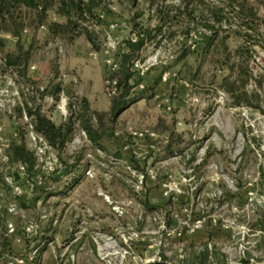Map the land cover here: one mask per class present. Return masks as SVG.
Listing matches in <instances>:
<instances>
[{
  "label": "rangeland",
  "instance_id": "374dc122",
  "mask_svg": "<svg viewBox=\"0 0 264 264\" xmlns=\"http://www.w3.org/2000/svg\"><path fill=\"white\" fill-rule=\"evenodd\" d=\"M249 1L264 16L262 1ZM108 2L116 17L110 21L112 35L106 42L107 49L127 36L128 30L121 23L129 13L126 0ZM118 22L121 23L117 26ZM95 30L99 39L104 40L106 29L96 27ZM5 37L4 53L15 52L16 39ZM218 44L219 47L206 56L198 44L197 53L188 55L183 62H176L179 47L174 43L156 51L151 46L144 50L145 61L138 68L144 79L143 88L138 86L134 90L136 95L144 97L118 118L115 124L118 142L114 140L113 144L112 140L111 143L114 150H121V160L113 162V158L106 157L103 152L95 153L86 134L77 130L66 153L84 151L83 163L90 164L65 194H51L68 186L72 179L70 176L53 182L52 169L59 165L57 151L53 148L37 159L39 180L34 182L36 188L28 189L23 178L18 182L25 190L22 198H17L0 180V264H189L205 247L213 253L209 264H264L262 52L256 48L250 56H245L243 77L248 80L246 89L252 100L250 105L245 102L237 105L223 81L225 77L233 81L240 78L241 62L235 52L240 41L231 37L226 40L231 52L229 59L221 43ZM106 60V54L96 52L85 37L69 43L48 37L42 29L33 53L32 66L36 69L30 68L29 74L38 79L37 85H47L54 76L56 81L72 82L75 92L86 97L93 110L104 113L110 108L109 96L103 88ZM161 72L162 80L154 87ZM165 74L166 81L163 80ZM31 85L17 74L0 69V103L3 106L0 125L4 128L0 145L14 138V130L22 122L14 113L19 100L16 91L21 96ZM145 88L148 90L144 92ZM39 103L58 123L68 115V101L63 95L54 109H50V102L41 100ZM159 119L182 135L186 141L183 152L191 159L204 158L191 176L195 182L204 180L200 185V199L195 200L192 210L194 214L217 218L218 227L212 229L207 219L205 231L186 242L184 262L175 241L160 250L148 247L155 236L142 234V231L157 227L152 221L154 210L147 212L143 208L141 196L127 181L132 178L128 169L133 166L132 158L135 157L141 166L153 165L154 155L161 159L169 154L167 143L159 142V152H151L148 144L156 142L149 139L138 140L135 148L125 147L132 132L152 131ZM154 166L158 176L170 174L176 182L181 181L183 170H186L180 168L177 160L169 162L168 166ZM10 173L8 165L0 158V177L4 180ZM132 180L137 187L136 179ZM217 189L222 192L219 199L212 197ZM157 195L158 191L152 187L149 204L153 207L161 206ZM11 206H16L15 211L8 210ZM184 207L182 201L174 206L180 217H183ZM141 212L145 213V218L140 223ZM9 225L13 232H9ZM170 225L174 227L176 222L171 221ZM123 236L129 241L125 242ZM4 242L6 252L2 246Z\"/></svg>",
  "mask_w": 264,
  "mask_h": 264
},
{
  "label": "trees",
  "instance_id": "16d2710c",
  "mask_svg": "<svg viewBox=\"0 0 264 264\" xmlns=\"http://www.w3.org/2000/svg\"><path fill=\"white\" fill-rule=\"evenodd\" d=\"M126 1L128 17L122 23L118 22L117 26L121 23L124 29L128 30V34L117 41L115 48L110 50L107 49L106 42L112 35L110 21L116 14L108 0H0L1 71L15 73L28 83L37 85L38 79L29 74V69L33 64L34 49L42 29L48 37L63 39L69 43L79 37H85L96 52L106 54V51L110 50L108 57L112 59L111 65L106 63L107 69L103 73L104 92L110 100L108 112L93 110L89 100L75 92L72 82L56 81V76L45 85L43 95L53 98L50 109H54L62 95L67 98L68 115L61 122L54 121L34 95L26 92L21 94V100L16 104L14 113L21 120L25 111L29 121L22 120L20 125L17 124L15 131L18 136H14L6 148V164L17 183L22 180V176L13 169L19 164L25 168L26 176L23 179L36 182L38 178L37 158L26 139L28 125H32L57 151L59 165L51 173L53 182H61L72 176L68 186L60 190L53 189L51 194H65L90 164L83 163L84 151L69 155L66 153L77 130L86 134L91 142L90 148L95 153L99 150L106 157H123L121 150H114L111 144L112 140L113 144L114 140L118 142L115 138V124L127 109L144 97L134 93L144 81L136 62L145 61L143 53L150 46L156 51L166 44L174 43L179 47L176 62H183L188 55L197 53L198 49L195 47L198 44L206 56L221 43L225 56L229 59L231 52L226 46V40L230 37L238 38L240 44L235 52L241 62L240 78L233 81L225 77L223 85L234 97L237 105L243 102L250 105L252 96L246 89L248 80L243 77L246 73L243 61L245 56H250L259 48L262 52L260 70L264 76V16L259 14L258 9L249 0H143L142 3L141 0ZM261 1L264 9V0ZM96 27L106 29L104 40L99 39ZM6 35L16 39V50L13 53H4ZM162 75L163 72L157 77L154 87L160 84ZM147 90L148 88H145L144 92ZM152 129L159 135L168 136L166 150L169 154L182 153L186 148L182 135L168 126L165 120L159 119ZM148 145H151V142ZM135 147L136 145L132 146ZM132 159L134 168L142 171L143 168L135 157ZM0 180L3 185L6 184L2 176ZM143 204L147 211L154 208L149 204L148 196L143 200ZM202 232L190 237L189 242ZM2 246L6 252V242ZM212 254V251L205 247L189 264H209Z\"/></svg>",
  "mask_w": 264,
  "mask_h": 264
},
{
  "label": "built area",
  "instance_id": "2783aa9c",
  "mask_svg": "<svg viewBox=\"0 0 264 264\" xmlns=\"http://www.w3.org/2000/svg\"><path fill=\"white\" fill-rule=\"evenodd\" d=\"M110 38V37H109ZM115 46H112V48H109L110 50H113ZM110 50L106 51V58L107 63L109 65L112 64V59L108 57L110 55ZM141 62H136V67L139 68ZM31 69L35 70V66H31ZM165 74L163 76V80L166 81ZM142 87V86H141ZM143 88V87H142ZM45 90V86L43 85H31L27 87V92L31 95H34L37 98V101L40 102L41 100L53 103V98L51 96L43 95ZM17 98L19 99L18 102L21 100L20 93L16 91ZM63 99V98H62ZM65 102V99L63 100ZM17 102V103H18ZM3 106L0 103V111H2ZM170 109V107H168ZM63 115L66 116V111H62ZM22 120L24 122H28L29 119L25 113L23 112ZM84 133V132H83ZM4 135V128L2 125H0V138ZM14 136H18L17 131L14 130L13 133ZM26 139L30 145L31 150L34 152L37 159H40L44 157L49 150L52 149V147L45 141L43 136L39 133H37L32 125H28L27 128V134ZM152 140L153 142H156L154 144L148 145V148L151 152H154L157 154L159 152V148L157 147V143H168L169 138L167 135H159L153 131H150L148 129L145 130H139L134 131L131 133V138L129 141L126 142V148L129 149L131 145H137L138 140ZM8 143V142H7ZM7 145H0V158L3 159L5 163L8 162V155L6 153ZM188 153L182 152V153H176V154H168L164 158L159 159L157 155H154V164L168 166L169 162L173 160H177V162L180 165V168L184 169V175L182 176V179L180 182H176L173 180L172 176L170 174H167L166 176H158L157 174V168H155L154 164H144L141 167L143 168L142 171H138L134 168V165L132 167H128L129 171L131 172V179H128V184L132 187V189L136 190V192L141 196V200H145L146 197H149L152 194V187H155V189L158 191V199L161 200L162 203H160L161 206H154L153 208V216L152 221L157 223V227L153 228L151 231H142V234H151L154 235L155 238L153 239V244H149L148 247L150 248H157L162 249L163 247H166L169 242L175 241L178 245V249L180 252L179 257L181 258V261L184 262L185 255H184V249L187 245L186 242H189V238L192 237L194 234L198 232L205 231V224L207 219H210L209 222L212 225V229L214 227H218L217 224V218L215 216H207V215H199L194 214L192 210V205L195 203V200L198 201L200 199V193H202L200 189V185L203 183V179L200 180V182H195L191 176L194 175V172L196 170V166L200 165L203 162L204 158H190ZM187 155V157H185ZM123 158V157H122ZM120 159L113 158V162H117ZM186 160V161H185ZM189 160V163L187 161ZM184 161V162H182ZM9 168V167H8ZM56 169V168H55ZM52 169V172L55 170ZM13 170H17L22 178H24L25 175V168L21 164L14 167ZM87 174H90V171L87 170ZM193 173V174H192ZM136 179L137 187L135 186V182H133L132 179ZM4 180L6 185L12 190L13 194H15L17 197H21L24 195L25 190L15 181L14 177L11 174L5 175ZM26 182V187L30 190H33L35 188L34 182L24 179ZM38 178L37 181L38 182ZM212 197L221 198L222 192L220 190H216V192L213 194ZM108 199V198H107ZM109 201V200H108ZM180 201H182L185 204V207L182 209L183 217H180L177 212L174 210V206L178 204ZM145 210L146 208L143 207ZM16 206H11L8 210L10 212L15 211ZM116 211H118V208H115ZM147 211V210H146ZM148 212V211H147ZM121 214L123 212H120ZM145 213H142L139 215V221L140 223L144 221ZM175 221L176 226H171L170 222ZM14 229L12 225H9V232H13ZM111 239V238H110ZM123 239L125 242L129 241V238H126L123 236ZM148 244V242H146ZM146 245V244H145Z\"/></svg>",
  "mask_w": 264,
  "mask_h": 264
}]
</instances>
